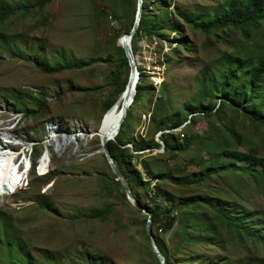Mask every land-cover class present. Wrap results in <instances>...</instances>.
Wrapping results in <instances>:
<instances>
[{"label": "rangeland", "instance_id": "rangeland-1", "mask_svg": "<svg viewBox=\"0 0 264 264\" xmlns=\"http://www.w3.org/2000/svg\"><path fill=\"white\" fill-rule=\"evenodd\" d=\"M6 1L11 5L34 2ZM222 2L175 0L174 5L188 12L212 14ZM136 10L137 0H54L41 10L17 12L0 23V34L6 36L15 48L8 49L0 39V123H5L0 127L1 136L4 134L7 138L16 139L15 145L26 142L18 148L22 151L25 147L29 152L32 148L33 166L38 165L42 152L47 153L40 164L41 172L33 167L13 192L0 196V212L8 216L6 224L0 222V239L4 237V231L5 234L14 233L32 251L39 264L55 263L48 261L46 253L36 248L48 250L49 258H54L58 264H86L85 258L89 254L100 258L98 264L157 263L158 257L145 233L144 219L147 215L128 203L122 196L123 188L119 189L113 182L114 172L102 150L103 138L97 130L104 116V101L114 95L113 88L106 81L114 70L113 64L97 62L81 70L44 73L33 62L19 57L16 49L38 54L49 62L106 57L112 42L118 41L120 36L117 38V35L134 22ZM178 20L180 35L164 29L167 35L160 38L143 37L138 41L135 54L138 67L148 73L157 93L154 100L164 87L168 88L165 98L169 97L173 103L171 113H176L182 104L199 94L201 89L196 77L202 68L216 67L225 53H240L248 57L257 55L264 47V21L257 29L247 27L246 36L240 28L206 32L181 18ZM178 38H185V45H180ZM173 47L177 53L166 62L164 55L170 54ZM228 67L229 64L226 65ZM19 91L28 104L37 108L36 113L17 111L18 107L24 109L25 106L18 104L10 93ZM28 94L44 99L45 104L38 108ZM148 98L147 95L145 100L133 105L132 101L130 105L133 115L127 137L134 136L136 141L142 136L149 138L154 101L149 103ZM205 101L207 103L209 98L206 97ZM229 116L232 119L236 117L239 131L256 144L260 154H264V125L256 129L244 117L231 111ZM217 122L213 117H197L194 123L187 120L169 132L183 142V133L207 134L211 125ZM3 127L7 130H2ZM71 140L73 143L67 145ZM155 140L162 142L158 135ZM148 143L152 149L131 150L133 163L145 180L151 182L149 188L138 189L143 202L151 204L150 193L157 192L160 200L172 202L165 199V191L177 198L201 192L237 202L248 209L264 211V180H256L247 174L222 172L202 185L191 186H180L169 180L158 181L146 175L148 169L173 176L199 171L203 161H221L217 153L219 147H211V153H208L206 149L199 148L200 143L196 139L174 157L165 153L162 143L160 147L153 145L152 141ZM231 148L246 150L245 146H237L235 142ZM212 154L215 156L211 158ZM235 160L245 163L238 158ZM38 198L48 201L52 209H42ZM107 205L111 208L105 220L86 216L91 209ZM174 230L162 233L168 243ZM222 238L224 249L220 251L212 245L208 246L210 251L207 253L212 255L220 251L233 263L245 258L264 257V246L250 238L239 237L227 230H224ZM191 250L196 253L204 249L202 245L195 244ZM0 254L5 255L6 261L12 258L6 251Z\"/></svg>", "mask_w": 264, "mask_h": 264}, {"label": "trees", "instance_id": "trees-1", "mask_svg": "<svg viewBox=\"0 0 264 264\" xmlns=\"http://www.w3.org/2000/svg\"><path fill=\"white\" fill-rule=\"evenodd\" d=\"M53 1L34 0V2L30 3L11 5L6 0H0V23L5 22L17 12L31 13L36 9L41 10ZM174 4L175 0H144L140 25L132 38L134 54L138 50V41L143 37L150 39L160 38L167 35L164 29H169L180 35L181 25L178 18L206 32H215L233 27L242 29L243 34L246 36L247 27L257 29L261 22L264 21V0H223L212 14H207V12L197 14L192 11H184ZM102 12L104 13V11ZM133 23L131 26L126 27L124 31H129ZM120 34L117 35V38ZM0 39L3 44L7 45L8 49L15 50L13 44L6 39V36L0 34ZM178 39L181 43L180 45H185V38ZM16 49L19 51L17 54L19 57L33 62L44 73L81 70L97 62L113 64L114 70L107 76L106 81L107 85L113 88L114 95L104 101V113L117 102L129 81L130 67L128 58L125 55L124 48L118 45L115 40L112 42V48L106 57H91L89 59L72 58L49 62L38 54L25 53L20 48ZM176 53V48H170V54L164 55L166 62L173 59ZM227 64H229L228 68H226ZM138 69L140 78L136 86L132 105L141 99L145 100L147 95L149 96V103L154 101V108L151 112V126L148 130L149 138L146 139L145 136H142L136 141L134 136L127 137V131L130 128V120L133 115L130 108L131 105L120 130H117L110 140L108 139V148L127 180L136 200L152 213L153 232L157 245L166 259V263L264 264L263 256L245 258L233 263L226 254L220 252L224 249L222 238L224 230L239 237L250 238L264 246L263 210L248 209L237 202L220 197L214 198L208 193L201 192L177 198L173 193L165 191V199L172 202L160 200L157 192L150 193L151 204L143 202L138 189L141 187L149 188L151 182L145 180L137 165L133 163V156L131 155V150L139 152L144 151L146 147L152 149V146L148 143L149 141H152L153 145L160 147L161 143L156 142L155 137L161 132L159 137L164 145L165 153H170L175 157L180 151L198 139L199 148L202 150L206 149L208 153H211V147H219L220 150L217 153L221 161H203L199 171L182 176H173L171 173L166 172L154 173L148 169L146 175L149 178L155 177L158 181L169 180L180 186H191L202 185L213 175H218L222 172H238L247 174L256 180H264V154H260L256 144L248 141L246 136H243L239 131V127L236 126V117L232 119L229 116V111H231L236 116L244 117L252 122L256 129L264 125V47H261V51L257 55L251 54L248 57L240 53H225L216 67L206 66L202 68L196 77L201 91L199 94L197 93L195 99L182 104L176 113L170 112L173 103L169 97L165 98L169 92L168 88L164 87L154 100L157 93L153 88L154 86L148 73L144 72L140 67ZM82 89L91 90L90 88ZM10 97L18 104L25 106L24 109L18 107V112L34 114L38 111L32 104L26 102L20 91L17 94L10 93ZM206 97L209 98L207 103L205 101ZM216 99H219V101H216ZM32 100L38 108L45 104V100L42 98L32 97ZM177 115L180 117L177 118ZM197 117H213L218 122L211 125V131L207 134L193 135L183 133V142H180V138L177 135L167 132V130L180 127L187 120L194 123ZM234 142L237 146H245L246 150L232 149L231 146ZM130 143L132 144L131 146L128 145ZM214 156L212 154L211 158ZM236 158L244 160L245 163L240 164L235 160ZM259 165H263L262 168H259ZM117 178L118 176L114 173L113 182L121 189L123 186ZM122 196L129 203L124 188ZM38 202L42 209L48 211L52 209L48 201L38 198ZM110 208L111 205H107L104 208H93L87 212L86 216L92 219L105 220ZM139 211L141 210L139 209ZM7 220L8 216L0 212V222L6 224ZM146 222L147 216L144 219L145 226ZM8 226L6 225V228ZM173 228L175 230L168 243L162 233ZM145 233H147L146 229ZM13 234L9 232L5 234L4 231V237L0 239V252L6 251L12 256L10 260L6 261L5 255L0 254V264H39L35 260L32 251ZM147 239H149V236H147ZM195 244L202 245L204 250L194 253L191 247ZM212 245L218 247L220 251L210 255L207 253L210 251L208 246ZM36 250L46 253L48 261L58 264L57 260L49 258L48 250L42 248H36ZM99 260L98 256L90 254L85 258L86 264H98ZM105 263L110 264L109 262ZM156 264H160L158 258Z\"/></svg>", "mask_w": 264, "mask_h": 264}, {"label": "water", "instance_id": "water-1", "mask_svg": "<svg viewBox=\"0 0 264 264\" xmlns=\"http://www.w3.org/2000/svg\"><path fill=\"white\" fill-rule=\"evenodd\" d=\"M143 2L144 0H137V10H136L133 26L129 31L123 32L117 41V44L124 48L125 55L128 58L129 67H130L129 81L126 85L125 90L120 96V98L124 97V101L122 104V109H121L122 114H121L120 123L118 124V128L121 127L122 123L124 122L127 116L130 104L134 100V98L131 97L132 90L134 89L136 90V86L140 78V71L138 69V63L136 62V57L132 49V38L135 35L140 25V20H141L142 12H143ZM167 132H169V130H167ZM160 134L161 132H159L157 135L160 136ZM102 150L105 153V156L113 172L118 176L117 180L121 182L129 202L135 207L139 208L143 213L147 215L146 230H147V234L149 236L150 242H151L152 249L154 253L156 254V256L158 257L160 264H167L164 255L162 254L160 248L157 245L155 234L153 232L152 213L148 211L146 208H144L142 204H140L136 200L134 193L132 192L127 180L125 179L124 175L120 171L119 167L117 166L116 162L113 159V156L110 153V150L108 148V140H104L102 142ZM5 163H6L5 160L2 161L3 165Z\"/></svg>", "mask_w": 264, "mask_h": 264}, {"label": "bare ground", "instance_id": "bare-ground-1", "mask_svg": "<svg viewBox=\"0 0 264 264\" xmlns=\"http://www.w3.org/2000/svg\"><path fill=\"white\" fill-rule=\"evenodd\" d=\"M135 93L136 90H132L131 97L134 98ZM123 101L124 97L119 98L117 102L104 113L102 120H100L101 124H99L97 130L100 138H103L102 142L104 140H108L116 130H120V128H118V124L120 123L121 119ZM3 125H5V123H0V127ZM4 129L7 130V128L3 127L2 130ZM81 129L84 130V127H81ZM1 134L2 133H0V196H5L7 193H9L8 191L10 188H15L18 180L21 177L20 172L16 169V163L20 161L21 157L27 152L28 149H25L24 147L22 151H19L20 149L18 146L20 144L25 145L26 142H19L20 144L15 145L13 142H16V139H12V137L7 138V135L4 136V134L1 136ZM72 143L73 140H71V143H68L67 145ZM46 154L47 153L44 152V155L41 158V163H43L44 158H46ZM4 160L6 163L3 165L2 161Z\"/></svg>", "mask_w": 264, "mask_h": 264}, {"label": "built area", "instance_id": "built-area-1", "mask_svg": "<svg viewBox=\"0 0 264 264\" xmlns=\"http://www.w3.org/2000/svg\"><path fill=\"white\" fill-rule=\"evenodd\" d=\"M162 143V142H161ZM163 144V143H162Z\"/></svg>", "mask_w": 264, "mask_h": 264}]
</instances>
